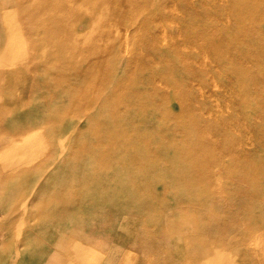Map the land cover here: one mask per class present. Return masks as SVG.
Masks as SVG:
<instances>
[{
	"label": "rangeland",
	"instance_id": "obj_1",
	"mask_svg": "<svg viewBox=\"0 0 264 264\" xmlns=\"http://www.w3.org/2000/svg\"><path fill=\"white\" fill-rule=\"evenodd\" d=\"M2 49L30 60L0 67L29 74L21 113L70 186L84 166L102 222L120 192L180 198L208 172L264 180V166H204L238 137L264 163V0H0Z\"/></svg>",
	"mask_w": 264,
	"mask_h": 264
},
{
	"label": "crops",
	"instance_id": "obj_2",
	"mask_svg": "<svg viewBox=\"0 0 264 264\" xmlns=\"http://www.w3.org/2000/svg\"><path fill=\"white\" fill-rule=\"evenodd\" d=\"M14 52L2 49L0 58L30 72V60ZM7 69L0 67V92H9L0 95V264H264L263 179L208 172L180 198L120 192L112 202L124 206L112 204L102 222L89 207L99 199L84 197V166H71L81 174L70 186V166H53L45 130L21 113L29 74ZM235 145L204 166H264L246 161L243 138Z\"/></svg>",
	"mask_w": 264,
	"mask_h": 264
},
{
	"label": "bare ground",
	"instance_id": "obj_3",
	"mask_svg": "<svg viewBox=\"0 0 264 264\" xmlns=\"http://www.w3.org/2000/svg\"><path fill=\"white\" fill-rule=\"evenodd\" d=\"M12 38H13V37H12ZM13 41H14V40H13ZM16 49H17V47H16ZM14 53H15V52H14ZM14 53H13V54H14ZM10 54H11V53H10ZM10 54H9V55H10ZM13 54H12V55H13ZM16 57H17V56H16ZM16 57H15V58H16ZM24 69H25V68H24ZM7 70H8V69H7ZM7 70H6V71H7ZM8 72H9V71H8ZM10 74H11V73H10ZM13 74L15 75V73H13ZM11 75H12V74H11ZM10 77H11V76H10ZM16 77H17V76H16ZM7 79H8V78H7ZM1 149H2V148H1ZM67 243H68V242H67ZM79 253H80V252H79ZM77 256H78V254H77ZM75 257H76V256H75ZM61 263H62V262H61Z\"/></svg>",
	"mask_w": 264,
	"mask_h": 264
}]
</instances>
